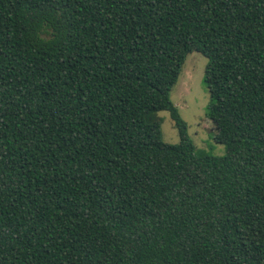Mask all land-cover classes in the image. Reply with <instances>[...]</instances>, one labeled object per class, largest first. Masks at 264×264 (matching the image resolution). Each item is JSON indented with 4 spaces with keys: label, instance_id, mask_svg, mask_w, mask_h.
<instances>
[{
    "label": "trees",
    "instance_id": "1",
    "mask_svg": "<svg viewBox=\"0 0 264 264\" xmlns=\"http://www.w3.org/2000/svg\"><path fill=\"white\" fill-rule=\"evenodd\" d=\"M0 264H264V0H0Z\"/></svg>",
    "mask_w": 264,
    "mask_h": 264
},
{
    "label": "rangeland",
    "instance_id": "2",
    "mask_svg": "<svg viewBox=\"0 0 264 264\" xmlns=\"http://www.w3.org/2000/svg\"><path fill=\"white\" fill-rule=\"evenodd\" d=\"M207 60L198 52L187 55L176 83L170 91V100L177 107L187 125V133L199 155L222 157L225 147L215 142V127L208 117L210 98L204 83ZM149 120H159L162 140L177 144L179 136L167 112L151 113Z\"/></svg>",
    "mask_w": 264,
    "mask_h": 264
}]
</instances>
